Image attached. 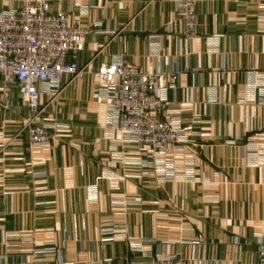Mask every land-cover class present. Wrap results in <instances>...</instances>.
<instances>
[{"label":"crops","instance_id":"crops-1","mask_svg":"<svg viewBox=\"0 0 264 264\" xmlns=\"http://www.w3.org/2000/svg\"><path fill=\"white\" fill-rule=\"evenodd\" d=\"M69 2H54L53 10ZM81 2L87 12L76 7L72 15H82L91 32L74 59L82 65L93 58L98 67L123 56L151 72L178 70L177 86L167 78L159 93L168 102L166 115L179 120L197 145L175 152V179L161 182L152 170L140 180L105 177L114 157L110 169L121 177L150 153L139 155L126 139L106 136L108 107L87 74L45 99L47 122L68 125L51 129L57 135L53 149L31 152L26 134L3 145L28 114L12 86L14 104L0 110V252L4 242L17 243L10 257L21 260L35 243L65 247L66 258L77 264L142 260L143 251L131 252L119 239L122 229L113 242L103 240L110 234L103 219L116 211L113 200L127 197L141 201L125 221L135 238L153 240L145 250L180 252L191 264H263L264 158L257 163L242 145L254 132L264 136V104L251 98L255 82H264V0H198L193 37L179 21L168 29L174 0ZM7 98L0 92V101ZM123 221L118 216L115 224Z\"/></svg>","mask_w":264,"mask_h":264},{"label":"built area","instance_id":"built-area-1","mask_svg":"<svg viewBox=\"0 0 264 264\" xmlns=\"http://www.w3.org/2000/svg\"><path fill=\"white\" fill-rule=\"evenodd\" d=\"M0 1V78L3 80L0 92L8 95L5 101H0V110L13 106L9 94L14 85L28 109V114L20 121L19 130L13 137H5L3 145L18 135L26 134L31 152L53 149L57 135L51 129L57 130L68 125L47 122L45 113L50 101L45 102V99L57 96L73 79L87 74L98 84V100L104 101L108 107L110 131L106 136L126 139L139 155L150 153L147 161L138 158V168H124L121 177L115 176L110 169L114 166V157L108 161L103 175L111 179L131 177L140 180L144 173L152 170L161 182L177 178V171L171 162L175 152L186 149L191 143H197L190 140L187 128L179 120L166 115L168 102L159 90L166 86L167 78L170 86L175 88L180 72H168L162 68L151 72L144 65L131 63L123 56H117L110 63H102L98 67L94 66L93 58L80 65L74 58L84 50L85 41L91 32L83 23L82 15H72L76 7H79L82 14L87 12V6L81 0H70L66 9L56 11L53 10V3L61 0ZM197 3L198 0H174L175 18L168 22V29L174 31V24L179 21L184 24L185 34L193 37L198 26ZM259 10V21L264 23V2L259 4ZM261 31L264 32V28ZM253 72L256 76L260 75L257 69ZM252 95L254 102L264 104V82H255ZM261 135L254 132L242 145L244 152L256 156L257 163L264 158V136ZM121 159L124 162L123 156ZM41 175L35 174V177ZM96 198V193L91 196V199ZM140 203L139 199L127 197L113 200L112 205L116 211L103 219V225H110L104 228L105 233H110L103 239L105 243L113 242L117 237L116 230L122 229L119 239L128 243L130 251H143L144 259L130 261L128 264H191L180 252L145 250L146 243L153 240L137 239L131 234L125 217L131 207ZM118 216L124 217L120 225L115 224ZM193 242L199 243L196 238ZM3 247L0 264H77L66 258L65 247L37 246L32 243L27 247L30 255L21 260L10 257L12 248H20L17 243L4 242Z\"/></svg>","mask_w":264,"mask_h":264}]
</instances>
